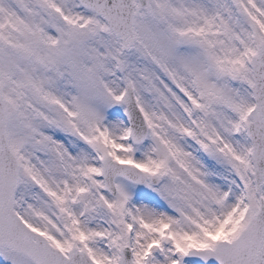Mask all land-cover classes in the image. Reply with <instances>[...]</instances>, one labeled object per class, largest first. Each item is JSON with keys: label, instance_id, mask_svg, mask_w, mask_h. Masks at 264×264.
Instances as JSON below:
<instances>
[{"label": "snow or ice", "instance_id": "6c2138e0", "mask_svg": "<svg viewBox=\"0 0 264 264\" xmlns=\"http://www.w3.org/2000/svg\"><path fill=\"white\" fill-rule=\"evenodd\" d=\"M0 264H264V0H0Z\"/></svg>", "mask_w": 264, "mask_h": 264}]
</instances>
